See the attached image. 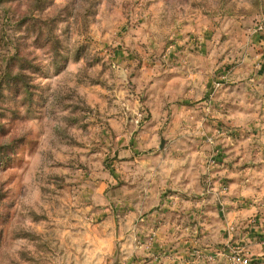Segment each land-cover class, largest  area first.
I'll return each mask as SVG.
<instances>
[{
	"label": "rangeland",
	"instance_id": "obj_1",
	"mask_svg": "<svg viewBox=\"0 0 264 264\" xmlns=\"http://www.w3.org/2000/svg\"><path fill=\"white\" fill-rule=\"evenodd\" d=\"M158 228L264 264V0H0V264H145Z\"/></svg>",
	"mask_w": 264,
	"mask_h": 264
},
{
	"label": "crops",
	"instance_id": "obj_2",
	"mask_svg": "<svg viewBox=\"0 0 264 264\" xmlns=\"http://www.w3.org/2000/svg\"><path fill=\"white\" fill-rule=\"evenodd\" d=\"M136 147L138 148V146H134V148ZM121 151H123L122 152L123 154L128 153L127 149H121ZM129 151L135 152L136 149H129ZM134 167L136 168V166H133V168ZM161 168L162 169H159L161 173L159 177L162 183L159 185V184H154L153 182L150 184V186L151 187L153 185H155L156 187L160 186L163 188L164 191L169 190L171 188L179 189L178 182H176L178 178L175 177L176 167L172 166L168 168L166 165H162ZM162 203L164 205L166 203L168 204L166 199H164ZM156 215L164 216L166 215V212L157 213V214L152 213V216H156ZM177 215H179V217L187 218L189 220H191L194 217V213L193 214L192 213H186V214L181 213ZM140 232H142L141 234L142 237L148 235L146 233L147 232L146 227L145 228L142 227ZM156 233H157L155 236L156 241L154 243V246L152 248H148L147 250L141 251V254H143L142 255L143 259L141 257H137L136 255L132 254V257L130 259L131 262H133L134 259L137 260V262L142 259L140 263L143 262L145 264L146 262L147 264H192V263L194 264H227L228 263L227 257L224 256L222 253H216V256L213 254L214 255L213 261H204L203 258H199L195 260V257L193 256V251L195 250V248H197V245L194 244V236H193L192 231L188 232L183 229L175 231V230L167 229V228H158ZM136 234L137 233H135L134 231H132L129 234V236H131L132 239H131V243L129 241H126V244H128V248L134 245L135 237L137 236ZM217 235H219V233L214 232V234H212L210 232H207V233L205 232L204 236H202L200 239L202 243L198 247H202L207 252H210L212 249H214L212 248L213 246L211 245L212 240L216 242ZM142 241L143 242L145 241L144 237L142 238ZM216 247H219V246H216ZM136 264H139V263H136Z\"/></svg>",
	"mask_w": 264,
	"mask_h": 264
},
{
	"label": "built area",
	"instance_id": "obj_3",
	"mask_svg": "<svg viewBox=\"0 0 264 264\" xmlns=\"http://www.w3.org/2000/svg\"><path fill=\"white\" fill-rule=\"evenodd\" d=\"M209 259H213L214 255L212 254L211 256H208ZM233 264H251L250 258L241 253H235V255L232 256V261Z\"/></svg>",
	"mask_w": 264,
	"mask_h": 264
},
{
	"label": "water",
	"instance_id": "obj_4",
	"mask_svg": "<svg viewBox=\"0 0 264 264\" xmlns=\"http://www.w3.org/2000/svg\"><path fill=\"white\" fill-rule=\"evenodd\" d=\"M112 264H118V256L115 258V260Z\"/></svg>",
	"mask_w": 264,
	"mask_h": 264
}]
</instances>
